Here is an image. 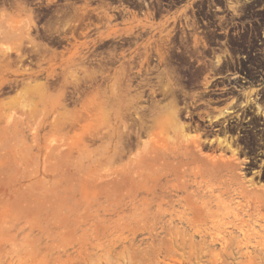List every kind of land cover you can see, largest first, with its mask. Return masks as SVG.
<instances>
[{
    "label": "rangeland",
    "instance_id": "374dc122",
    "mask_svg": "<svg viewBox=\"0 0 264 264\" xmlns=\"http://www.w3.org/2000/svg\"><path fill=\"white\" fill-rule=\"evenodd\" d=\"M229 1L225 19L214 22L223 27L236 13L252 19L254 4H264ZM17 7L16 15L0 10L4 59L22 52L31 34L27 11ZM15 73L0 65V93ZM56 93L25 79L0 95V264H264V213L242 197V183L208 171L187 127L181 135L167 124L160 136L156 119L171 112H153L143 136L138 100L88 97L68 109ZM107 94L116 97L115 87ZM193 180L208 206L193 195ZM218 195L238 220L225 216Z\"/></svg>",
    "mask_w": 264,
    "mask_h": 264
},
{
    "label": "flooded vegetation",
    "instance_id": "af4514ba",
    "mask_svg": "<svg viewBox=\"0 0 264 264\" xmlns=\"http://www.w3.org/2000/svg\"><path fill=\"white\" fill-rule=\"evenodd\" d=\"M219 1L0 0L12 15L22 5L32 22L23 51L0 56L19 76L0 95L29 79L59 92L68 109L88 97L138 100L143 136L153 112L175 111L208 171L242 183L240 194L264 213V4L248 1L252 19L236 13L225 28L214 22L229 0ZM109 86L116 97H104Z\"/></svg>",
    "mask_w": 264,
    "mask_h": 264
},
{
    "label": "bare ground",
    "instance_id": "6f19581e",
    "mask_svg": "<svg viewBox=\"0 0 264 264\" xmlns=\"http://www.w3.org/2000/svg\"><path fill=\"white\" fill-rule=\"evenodd\" d=\"M174 112V113H173ZM176 112L175 111H172L171 112V114H169V117L166 119V120H162V119H156V126H158L159 127V134H160V136H163L164 135V128L166 127V125L167 124H173L174 125V127H172V130L173 131H175V133H180L181 135H184L185 134V131H186V126L184 125V124H182L180 121H179V119H178V117H177V114H175ZM186 180V179H185ZM193 182V185L195 184V185H197V189L195 190V191H193V195L195 196V197H197V196H199V195H201L200 196V198L202 199V202H203V205H207V202L208 201H205V199H204V194H205V192L203 193V190L200 192V190H198L201 186H200V184H202V182H198L197 180H193L192 181ZM189 183V182H188ZM187 183V184H188ZM186 184V183H185ZM186 184V185H187ZM181 186V185H180ZM174 187V186H173ZM177 187V186H176ZM179 187V186H178ZM180 189H182V188H180ZM208 190H212L211 188L210 189H208ZM188 193V192H187ZM191 194V193H190ZM250 197V196H249ZM194 198V197H193ZM187 199H189V198H187ZM195 199V198H194ZM179 199H174L172 202H176V201H178ZM186 200V199H185ZM192 200V199H191ZM208 200V199H207ZM187 201V200H186ZM195 201V200H194ZM189 204V203H188ZM216 204L218 205V206H221V207H223L224 209H225V211H226V213H224L225 214V216L226 215H228V214H232L234 217H235V219L236 220H238L239 219V216L233 211V210H231L230 209V207H229V202L228 201H226L221 195H218L217 196V201H216ZM194 205H196V204H194ZM170 206V205H169ZM208 206V205H207ZM190 209V208H189ZM203 208H201V210H202ZM182 213V212H181ZM177 217V216H176ZM185 217V216H184ZM171 218V217H170ZM173 218V217H172ZM174 220V219H173ZM221 221V220H220ZM222 223V224H221ZM224 223H226V222H220V224L221 225H223ZM171 224V223H170ZM227 225V224H226ZM240 229V231L243 233V230L241 229V228H239ZM137 232V231H136ZM136 235V234H135ZM181 236V235H180ZM170 244V243H169ZM172 244H174V245H178V242L177 241H175L174 240V242L172 243ZM174 252V251H173ZM175 254V253H174ZM171 256H173V253H172V255Z\"/></svg>",
    "mask_w": 264,
    "mask_h": 264
}]
</instances>
